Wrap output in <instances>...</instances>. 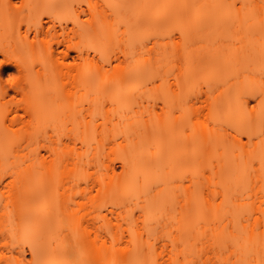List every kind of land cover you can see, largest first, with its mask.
<instances>
[{
  "label": "rangeland",
  "instance_id": "374dc122",
  "mask_svg": "<svg viewBox=\"0 0 264 264\" xmlns=\"http://www.w3.org/2000/svg\"><path fill=\"white\" fill-rule=\"evenodd\" d=\"M224 1L230 4L229 12L239 11L242 19L251 12H254V15L247 19L252 20L253 16L255 20L262 18V11H258L259 8L252 1ZM132 2L124 4L120 0H82L84 8L91 4L98 10L94 16L96 38L85 35L80 40L84 59H77V65L70 59L69 62H74L73 67L60 75L51 69L47 61L46 64L44 63L41 55L24 54L25 62L33 65V72L27 79L17 73L11 76L15 77L14 81L24 84L30 79L32 89L29 99L19 96L16 101L21 107L24 105L30 111V115L23 120L24 124L9 126L7 121L5 124L0 122V133L7 128V132L12 136L8 139L0 135L2 264H15L16 259L22 261L20 264H36L32 262V256L29 254L30 246L44 249V245L52 238H64L70 242V245L75 243L76 238H98L102 252L108 254L125 248L130 234L140 233L144 238L149 237L147 239L157 247V250L159 249V252L164 251L168 254L179 247L177 240L172 242L174 238L189 237L186 230L188 213L185 190L194 176L190 164L193 149L190 136L194 131V125L206 126L218 131L230 145L239 144L246 149L251 143L264 140V126L263 131L259 135L252 136L250 140L247 134L236 131L226 122L220 121L218 124L213 122L214 118L213 121L211 120L210 105L224 90L226 82L230 79L229 76L225 77L228 80L223 77L224 80L219 79L218 73L215 74V70L210 65L213 60L210 63L206 60L204 63L198 58L200 61H196L199 63H194L198 67L201 65V68L196 71L197 66H193L195 75L197 72L198 74L186 76L188 66L190 65L189 68L192 66L188 65L189 61L182 58L179 51L178 53L174 51V47L191 35L186 37L184 34L185 38L180 33V29L188 27L190 30L198 21L196 19L190 24V21H193L190 19L192 13H195L199 6H196L193 12L189 11L188 17L185 13L186 17L181 18L182 21L178 18L171 20V17L168 22L166 18V21L163 20L165 22L160 20L161 25L155 28L150 25L151 23L142 22L146 10L142 1ZM192 6L194 5L191 4ZM201 7L204 8V5L202 4ZM206 8L200 10L205 11ZM221 10L218 11L219 15L225 12ZM154 12L152 19L158 13L154 14ZM239 13L235 17L239 16ZM60 14L62 13L58 12L57 16ZM234 14H229L227 20H224L228 24H226L227 30L224 29L226 34L221 33L224 40L220 35L217 36L218 38L211 41L216 42V44L212 43L213 47L210 42L211 46L209 44L210 47L206 46L205 41L210 40L208 36L202 34L203 31L200 33V31L196 32L194 27L191 28L192 31L204 35L196 37L197 34L192 32V39L196 34L194 41H191L193 46L191 42V45L188 44L197 49L202 42L205 48L201 46L198 49L207 48L204 56L201 52L203 59L209 56L208 52L213 55L215 45L218 44L217 49L220 46L222 52L214 55L218 60V62L213 61L215 69L220 67L218 64L222 63L225 54L231 53L228 51L230 49L232 51L233 45L235 47L240 45L239 40L245 23L243 29L236 30L235 28L238 27L236 23L239 20L236 18L237 22H235ZM224 15H227V11ZM87 18L83 17V20ZM245 22L247 27L249 20ZM232 25L235 27L233 32ZM228 26H232L229 27L230 31ZM26 28L27 26H23L21 30L24 31ZM245 30L244 37L241 36L242 39L246 38L245 41H241L243 44L248 42L247 37L252 35V31L257 32V29L255 31L252 29L246 37L248 29ZM253 35L257 34L253 33ZM5 36L7 33L1 38ZM205 36L208 39L204 40ZM256 37L254 40L251 38V42L254 43ZM221 45L226 48L223 49ZM211 47L213 52L208 51ZM254 53L258 52L254 51ZM254 53L249 57L258 58ZM70 54L76 56L75 52ZM262 56L256 60L261 59ZM245 59L246 62L249 58ZM256 60L247 67L245 64L248 63L243 61L245 64L243 63V66L240 64L239 69L240 61L237 62L238 60L235 59L234 63H238L235 64L237 67L235 71L239 69L236 72L238 79L252 77L263 88L264 64L259 65L260 60L257 62ZM231 62H228L230 66L234 64ZM44 65L48 67L47 74L40 75ZM141 65L147 69L143 76L138 75ZM233 67H231L232 76ZM75 77L79 78L78 84L66 85ZM2 78L7 82L10 77L4 75ZM232 79H236L235 76L231 77V82ZM255 82L253 81L254 84ZM253 99L255 104H258L264 100V95L260 92ZM192 106L197 107L196 111ZM21 107L19 113L23 114ZM5 110L0 108L1 116ZM25 124L26 126H23ZM147 156L150 161L155 158L159 168L157 170V166L155 167L157 174L153 173L155 176L152 177L153 179L151 177L150 180L145 179L147 183L144 182L143 185L144 189L148 188L146 191L149 200H153L152 204L146 198L147 195L146 197L142 195L140 198L123 197L114 180L125 170L131 172L134 167L137 168L139 160L142 157L145 160ZM198 168L199 181L203 183V187H207L214 174L205 165ZM35 210L39 211L40 215H36ZM24 212L26 215H21ZM105 216L107 219L104 220ZM112 234L119 236L120 241L114 242ZM154 238L157 240L155 243ZM2 243H6V246L1 247ZM174 245L178 246L175 248ZM208 249L206 250L209 252ZM163 255L167 260L166 254ZM48 261L49 257L45 263ZM64 261L76 264L77 260L64 259Z\"/></svg>",
  "mask_w": 264,
  "mask_h": 264
},
{
  "label": "bare ground",
  "instance_id": "6f19581e",
  "mask_svg": "<svg viewBox=\"0 0 264 264\" xmlns=\"http://www.w3.org/2000/svg\"><path fill=\"white\" fill-rule=\"evenodd\" d=\"M120 1L124 4L129 1H133L132 3L142 1L143 7L146 8L142 22L144 24L151 23L150 25L155 28L161 25V21L165 22L166 18H168V22L171 17V20H177L176 18H178L180 21V19L185 16V13H187L188 17L189 11L191 13L195 10L196 6H199V8L197 7L198 10L192 13L190 19H193V21H190V24H193L196 19L198 20L191 28L194 27L196 32L200 31L201 33V31H203L202 34L209 37L210 41H205L206 46L210 42L213 47V44H216V42L213 43L211 41L218 38L219 35L223 37V35L226 34V32L224 33V29L227 30V22L225 23L224 20H227L229 14L235 13L233 15L235 22H237V19L239 20L236 23L238 26L237 28H235V22L233 23L235 27L232 25V32L234 28L236 30L239 28L243 29L244 25L245 28L248 29L246 37L248 35L247 33H251L250 30L252 29L254 31L257 29V32H260V29H262L261 32H264L262 28L264 23V0H244L246 2L252 1L256 3V7L259 8V10L257 8L256 10L262 11H260L262 13V18L259 20H255L254 16L252 20L251 18L247 19V17L252 16L254 12L247 14L243 20L239 11L229 12L230 4L224 0H173V2L172 0H170V2H167L169 0ZM191 4L194 5L192 6L194 9H192ZM202 4L204 8L207 7L205 11L200 10L204 9L201 7ZM225 5H227V7ZM224 6L228 8V10L225 8L227 11L226 16L224 15L226 14ZM86 7L87 8H84L82 0H0V57L2 58V60H0V108L6 109L2 116L0 114V122L5 124L7 121L9 122V126L24 124L23 120L27 115H30V111L27 110V107H24V105L21 107L16 101L19 96L26 97L27 99L30 98L29 93L32 89L31 80L28 79L24 84L16 81L9 82V79L7 82H4L2 78L4 75L11 77L15 73L24 75L26 79L30 77L33 72V65H29L25 62L24 54L31 56L35 54L41 55L44 59V63L46 64L47 61L51 69L60 75L73 67L74 62H69L70 59L74 60L75 64L77 59H84L80 40H82L81 38L85 35L90 38H96V21L94 16L98 11L95 6L91 4H88ZM219 9H222L221 12H225L219 15ZM154 11L158 12V15ZM58 12L62 14L57 16ZM153 12L156 14L154 19H152ZM237 13H239V16L235 17L238 15ZM190 15L191 14H189V17ZM83 17L88 18L84 21ZM164 19L165 21H163ZM246 20H249L251 23L247 22V27L250 26V29L246 27ZM254 22L257 28L253 25ZM187 24L184 26L187 27ZM23 26H27L24 31L21 30ZM188 26L190 25L188 24ZM232 26H228L229 31V27ZM182 28L183 27L180 29V33H182L184 37L185 35L188 37L191 34L189 37L192 39L195 30L193 29L194 31H192L191 28L189 30L188 27L187 29ZM199 28L202 30H198ZM245 28L243 33L246 31ZM257 32L252 31L251 34H257L256 36L263 35L261 37H264V34H261V32L259 34ZM5 33H7V36L1 38ZM200 33H196L197 36L194 34V39L195 36L201 37L202 34ZM221 33H223V35ZM243 33L241 35L242 37L245 35ZM252 35L247 37L248 42L244 44L241 41H245L246 38L242 39L240 36V40L238 39L240 45L238 47L233 45L232 51L231 49L228 51L231 53L225 54L226 57L224 56L222 63H217L218 66H220L216 68L218 72H216L217 70L214 68L215 64L213 63V61L218 62L214 55H218L219 52H222L221 49H219L220 46L218 49L216 48L218 44L215 45V51L212 50V47L210 50L208 48V51H214L213 55L211 52H208L209 56L206 55L210 57L211 60L207 59L206 56V59L202 58L207 50V48L205 50L203 48L198 49L203 45L201 44L202 42L200 46L198 45L199 47L197 46V49L195 47L193 48L190 45L192 44L193 46V42L191 41H194V39L190 40L188 39L189 37L187 40L184 41L183 39V42L181 41V43L175 44L174 47L175 52L178 53L179 51L180 55L182 54V58L189 61L188 65L191 64V68H193L194 65L195 67L197 66L196 64L200 61L198 58H201L204 63H206V60H208L209 63L213 60L212 63L214 65H212V63H210V65L213 70H215L214 73H218L217 76L219 79H222V77L225 79V77L229 76L228 79L230 78V81L231 77L234 78L235 76L237 80L232 79V82L227 81L224 90L220 92L211 103L210 115H212L210 118L212 121V118H214V123L217 122L219 124L220 121L226 122L227 125L229 124L233 129H236V131L247 134L250 140L252 136L259 135L263 131L264 100L255 104L253 98L260 92L264 95V87L261 88L258 85L259 82L256 83V79L252 77L248 79H238L236 72L240 69L239 66L245 62V58H249L248 61L245 62L248 64L244 63L246 65L245 67H247L254 60L264 55V38L262 39L260 36L256 37L254 35L253 37ZM206 36L204 40L208 39ZM255 37L257 43L256 41H254V43L251 42L250 39L253 38L252 40H254ZM222 40L224 39L222 38ZM188 44L190 45L188 46ZM253 44H255L254 47L252 46ZM209 45L207 47L211 46ZM202 47L205 48V45ZM253 48H255L254 51L258 53H254V51H252ZM201 49L203 51H199ZM195 51L198 53L197 56ZM71 52H75L76 56H72L70 54ZM201 52L203 56H201ZM235 53L236 55H234ZM253 53L256 54L258 58L256 56L253 58L249 57L250 54ZM192 55L196 59L191 57ZM235 59L236 61L238 60L237 62L240 61L237 71L235 70L238 63H234L236 62ZM259 60H256V62L259 61V65L264 64L263 56ZM228 62L234 64L230 66ZM256 62L254 64L255 66L257 65ZM227 63L229 65H227ZM44 66V70L40 75L47 74L48 67L47 65ZM189 67L190 65L188 66V70L190 71H186V76L188 77L193 76V74L195 75V67L193 68L194 72L193 69ZM231 67H233L234 70L233 76L231 74ZM199 68H201V65L196 67V71H199ZM146 70V67L141 65L138 75L143 76ZM197 74L198 72L196 75ZM78 79L79 78L75 77L68 81L66 85H76L80 82ZM195 106H192V108H195ZM20 107L23 110V114L19 113ZM196 108L194 111H196ZM23 126H26V124ZM7 130V128L3 130L0 135L11 139L12 136H10L11 134L8 133ZM190 143L193 147L190 164L194 176L190 180V185L185 190L187 196L186 212L188 213V227L186 230H188L189 237H178V239L174 238L173 241L171 240L172 242L178 241L176 242L179 247H177L178 245H174L177 249L172 250L168 254L164 253L163 250V252H159V249L157 250V247H154V244L147 239L149 237L144 238L140 233L130 234L129 240H127L128 244L125 248L116 253L108 254L102 252L98 238H76L73 245H70V242L64 238H52L44 245V249L33 245L30 246L29 254L32 256V262L34 261L36 264H69L64 261L65 259L67 261L77 260L76 264H264V140L251 143L249 148L246 149V147H242L239 144L230 145L218 131L209 129L206 126L200 127L196 124L190 136ZM148 158L147 156V159ZM151 158H153V156ZM147 159H145V163L143 157L139 160V163L136 160L138 163L137 168L134 167L131 172L125 170L123 174L115 177L114 180L123 197L129 198L130 196H134L140 198L142 195L145 197L147 195L146 198L152 204L153 200H149V194L148 191H146L148 188L144 189L143 185L144 182L147 183L145 179L150 180V177L152 178L154 176L153 173H156L159 168L156 165L157 161L155 158H153V160L151 159L152 161ZM201 165H205L214 174L213 179L209 181L207 187H203V183L199 181L200 175L198 173V167ZM156 166L157 170L155 169ZM152 186L153 185H151V187ZM149 189L151 190V188ZM26 194L28 195L29 193L27 192ZM142 207L143 206H141V208ZM34 213L40 215L37 210H35ZM21 215L25 216L26 213H21ZM105 219H107L106 216L104 220ZM111 236L114 242L120 241L119 236L114 234ZM156 241L155 239L154 243ZM5 246L6 243H2L1 247ZM205 247L206 249L209 248L211 252H208ZM163 254H166L167 260H165ZM47 257H49V261L45 263ZM2 262L3 259L0 258V264H2ZM21 262L22 261L19 259H16L15 264H20Z\"/></svg>",
  "mask_w": 264,
  "mask_h": 264
},
{
  "label": "snow or ice",
  "instance_id": "6c2138e0",
  "mask_svg": "<svg viewBox=\"0 0 264 264\" xmlns=\"http://www.w3.org/2000/svg\"><path fill=\"white\" fill-rule=\"evenodd\" d=\"M14 79H15V77H10V78H9V82L14 81Z\"/></svg>",
  "mask_w": 264,
  "mask_h": 264
}]
</instances>
